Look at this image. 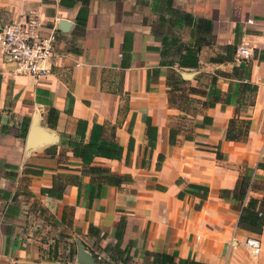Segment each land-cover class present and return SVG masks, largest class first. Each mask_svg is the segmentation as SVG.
Instances as JSON below:
<instances>
[{
    "label": "crops",
    "instance_id": "crops-1",
    "mask_svg": "<svg viewBox=\"0 0 264 264\" xmlns=\"http://www.w3.org/2000/svg\"><path fill=\"white\" fill-rule=\"evenodd\" d=\"M68 2L0 0V28L35 12L57 35L46 77L17 73L0 47V264H69L81 251L264 264V226L239 225L250 198L264 207V0ZM37 115L53 140L30 144ZM102 140L121 157L84 161ZM249 237L262 247L246 259Z\"/></svg>",
    "mask_w": 264,
    "mask_h": 264
},
{
    "label": "built area",
    "instance_id": "built-area-1",
    "mask_svg": "<svg viewBox=\"0 0 264 264\" xmlns=\"http://www.w3.org/2000/svg\"><path fill=\"white\" fill-rule=\"evenodd\" d=\"M42 29L40 17L35 12L29 13L22 20H13L0 28V47L3 55L7 62L15 64L17 73L33 75L37 78L49 75L46 63L55 55L57 35L55 30L49 34H43ZM253 54V48L246 44L237 47V56L243 60L250 59ZM246 245L254 254H257L262 247V242L259 238L249 237ZM95 257L97 263L103 258L99 252H95ZM69 264L81 263L75 260L70 261Z\"/></svg>",
    "mask_w": 264,
    "mask_h": 264
},
{
    "label": "trees",
    "instance_id": "trees-1",
    "mask_svg": "<svg viewBox=\"0 0 264 264\" xmlns=\"http://www.w3.org/2000/svg\"><path fill=\"white\" fill-rule=\"evenodd\" d=\"M68 1H77V0H62V2L65 3H69ZM83 2H87L88 0H82ZM87 12V6H83L80 9V12L78 14V18L81 19V16L84 14V21L82 24H85V15ZM178 12V11H176ZM200 23L202 24V27L205 28L206 30H210L212 27L211 21L209 20H201ZM236 48V46H227V49H233ZM194 51L192 52V55L195 54L199 48H193ZM189 51H191V48L189 49ZM187 58V56H186ZM190 60V61H189ZM180 64L181 65H190L192 67H197L198 66V58L194 55L193 58L188 59V61L185 60V54L184 56H182V58L180 59ZM255 88V87H254ZM234 121L232 120V122L230 123V129L228 130L227 133V137L233 139L235 137V133H233L234 130ZM88 127V122L87 121H80V128H83L82 132L80 130V133L82 134V136H84L86 129ZM25 127V131H26ZM96 128H103L100 125H94V127L92 128V137L94 136V132ZM25 135V133H23V136ZM81 144V143H80ZM74 148L75 151L77 153V147L79 145V143H74ZM115 150L118 153H111L109 154L108 150ZM96 153L98 155H103V156H107V157H111V158H120L121 157V146H119L117 143H113V142H107L106 140H102L100 142V144H97L96 141H90L89 144H85L84 148L82 151L78 152L79 155L84 159V161L90 162L93 159V155L90 153ZM250 180L247 179L246 177H243L242 179H240L238 181V184L235 188L234 195L237 197H239L241 199V201L244 203V201L247 198V194L248 191L250 189ZM259 204V200L255 199V198H250L249 201L247 202V204L245 206H243L241 215H240V219H239V225L244 228L247 229L249 231H252L254 233L257 234H261L263 231V226H264V207H262L263 204H261V206H258ZM91 230H93V227L91 228ZM148 254H154V259L152 264H200L199 262L190 260V259H179L178 262H176L175 256L173 255H169L167 253H160V252H156V253H150L148 252ZM96 259V257H95ZM99 264H102V262L98 261Z\"/></svg>",
    "mask_w": 264,
    "mask_h": 264
},
{
    "label": "water",
    "instance_id": "water-1",
    "mask_svg": "<svg viewBox=\"0 0 264 264\" xmlns=\"http://www.w3.org/2000/svg\"><path fill=\"white\" fill-rule=\"evenodd\" d=\"M38 115L34 119V123L28 134V142L30 144H38L47 140H53V136L45 134L39 130L38 127ZM77 261L81 264H96L95 257L84 251L80 252Z\"/></svg>",
    "mask_w": 264,
    "mask_h": 264
},
{
    "label": "rangeland",
    "instance_id": "rangeland-1",
    "mask_svg": "<svg viewBox=\"0 0 264 264\" xmlns=\"http://www.w3.org/2000/svg\"><path fill=\"white\" fill-rule=\"evenodd\" d=\"M242 255L244 256V258H248V259H250V258H253V256H254V254H252V252H251V250L247 247V245L246 244H244V250H243V253H242ZM99 261V260H98ZM100 262H105L106 264H108V263H110V264H118V263H116V262H112L111 260H108V259H106V258H102V260L100 261ZM104 263V264H105ZM136 263V261L135 260H129V262H127V264H135Z\"/></svg>",
    "mask_w": 264,
    "mask_h": 264
}]
</instances>
